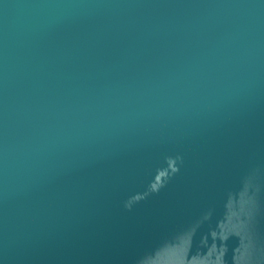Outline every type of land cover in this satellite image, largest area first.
<instances>
[{
	"label": "water",
	"instance_id": "obj_1",
	"mask_svg": "<svg viewBox=\"0 0 264 264\" xmlns=\"http://www.w3.org/2000/svg\"><path fill=\"white\" fill-rule=\"evenodd\" d=\"M0 264H264V0H0Z\"/></svg>",
	"mask_w": 264,
	"mask_h": 264
}]
</instances>
